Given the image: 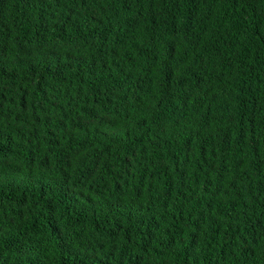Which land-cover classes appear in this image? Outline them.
I'll return each instance as SVG.
<instances>
[{
  "label": "trees",
  "instance_id": "obj_1",
  "mask_svg": "<svg viewBox=\"0 0 264 264\" xmlns=\"http://www.w3.org/2000/svg\"><path fill=\"white\" fill-rule=\"evenodd\" d=\"M0 264H264V0H0Z\"/></svg>",
  "mask_w": 264,
  "mask_h": 264
}]
</instances>
